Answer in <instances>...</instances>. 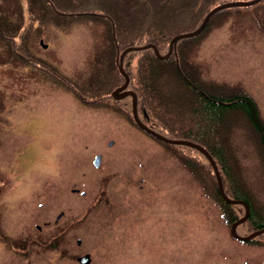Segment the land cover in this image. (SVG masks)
<instances>
[{"label":"rangeland","instance_id":"rangeland-1","mask_svg":"<svg viewBox=\"0 0 264 264\" xmlns=\"http://www.w3.org/2000/svg\"><path fill=\"white\" fill-rule=\"evenodd\" d=\"M0 9L20 25L17 35H0V173L7 178L0 185V264H264V232L248 242L233 238L221 204L186 166L183 158L202 161L196 172L217 184L197 152L142 131L132 107L125 115L84 102L20 57L47 60L71 79H84L107 36L101 21L42 23L32 18L29 0H0ZM167 15L187 16L175 9ZM220 18L197 37L190 58L205 79L251 95L264 120V0ZM137 55H128L132 72ZM233 135L241 182L264 209L259 148L243 127ZM102 150L111 156L98 169L92 159ZM45 220L51 223L39 230ZM248 226L238 232L250 233ZM84 255L89 262L78 258Z\"/></svg>","mask_w":264,"mask_h":264},{"label":"trees","instance_id":"trees-1","mask_svg":"<svg viewBox=\"0 0 264 264\" xmlns=\"http://www.w3.org/2000/svg\"><path fill=\"white\" fill-rule=\"evenodd\" d=\"M224 1L227 0H29L32 18L41 19L42 23L46 17L53 19L56 25L65 24L66 27L72 21L97 20L104 24L107 36L95 54L90 73L80 80L71 79L57 66L34 56L20 53V57L62 82L84 102L105 104L130 115L131 98L118 100L111 95L112 90L124 80L119 69L120 53L128 46L153 43L165 54L175 34L197 28L207 12ZM230 8L213 14L202 32L214 19L222 21L223 16L219 17ZM174 9L177 13L186 12L187 16H168L167 13ZM2 17L0 9L2 38L17 35L20 25L13 26V22ZM202 32L179 39L166 58H160L153 47L129 51L124 57V68L130 75V85L137 93L138 113L142 121L166 136L190 139L203 145L214 158L223 183L224 180L230 182L229 187L224 183L226 193L230 197L244 199L250 205L248 219L239 226L248 223V228L253 231L264 227V209L241 182L243 177L235 154L233 130L236 127L246 130L259 148L260 161L264 164V120L251 95L240 88L209 81L202 76L189 55ZM132 52L138 54L134 72L127 65L128 55ZM173 145L197 152L203 159V166L213 168L200 150L185 144ZM194 159L183 158L186 166L201 179L205 192L221 204L227 220L233 222L238 219L244 211L243 205L227 202L220 193L218 181L216 184L205 175L200 177L195 166L201 168L202 161ZM208 175L217 180L214 168ZM0 185H3L2 181Z\"/></svg>","mask_w":264,"mask_h":264},{"label":"water","instance_id":"water-1","mask_svg":"<svg viewBox=\"0 0 264 264\" xmlns=\"http://www.w3.org/2000/svg\"><path fill=\"white\" fill-rule=\"evenodd\" d=\"M261 0H227L224 1L222 3H219L217 5H215L214 7H212L207 14L204 16L202 22L200 23V25L193 29V30H189L186 32H181L178 34H175L169 43V50L167 53L162 54L160 52V50L156 47L155 44L153 43H148V44H144L141 46H128L126 47L119 56V69L121 71V73L125 76V81L118 87H116L113 91H112V96L116 99H121L124 98L127 95H132V110H133V117L135 119V121L137 122V124L142 127L143 129H145L147 132H149L150 134L154 135L155 137L168 142V143H174V144H185V145H189L192 147L197 148L198 150H200L201 152H203L207 158L211 161L213 168L215 170L216 176H217V180H218V186L220 189V192L223 196V198L229 202V203H242L245 206V212L244 214L239 217L237 220H235L232 224H231V233L234 237L239 238L241 240H249L251 238H254L255 236L261 234L264 232V227L259 228L257 230L252 231L251 233L247 234V235H240L237 231V227L240 223L246 221L249 217V212H250V205L248 204V202L244 199L241 198H232L230 196H228L224 190V185H223V181H222V177L221 174L219 172L218 166L214 160V158L212 157V155L208 152V150L201 145L198 142L192 141L190 139H185V138H170L168 136H165L163 134H161L160 132L148 127L145 123L142 122V120L140 119L139 115H138V110H137V105H138V99H137V94L135 93V91L131 90V89H127V86L130 82V76L127 73V71L124 68V57L125 55L132 50H138V49H143V48H147V47H153L155 49L156 54L160 57V58H166L168 57L174 49L175 44L177 43V41L181 38H185V37H191V36H195L198 35L199 33L202 32V30L207 26L210 18L212 17L213 14H215L217 11L224 9V8H228V7H234V6H249V5H253L256 4L258 2H260ZM43 43V42H42ZM45 45V44H44ZM96 165H98L100 163V156H97L96 160H95ZM79 259L82 262H89L90 258L88 255H84V256H80Z\"/></svg>","mask_w":264,"mask_h":264},{"label":"flooded vegetation","instance_id":"flooded-vegetation-1","mask_svg":"<svg viewBox=\"0 0 264 264\" xmlns=\"http://www.w3.org/2000/svg\"><path fill=\"white\" fill-rule=\"evenodd\" d=\"M29 57H31V56H29ZM35 57V56H34ZM41 60H44V59H41ZM44 61H46V62H48L47 60H44ZM49 63H51V64H53L52 62H49ZM45 74V73H44ZM46 76H47V74H45ZM49 77V76H48ZM51 79V78H50ZM53 79H51L50 81H52ZM124 80H125V78H124ZM123 80V81H124ZM122 81V82H123ZM130 81H131V78H130ZM121 84V83H120ZM119 84V85H120ZM119 85H117V86H119ZM116 86V87H117ZM127 89H131V90H133V91H135L134 89H133V87L130 85V82H129V84H128V86H127ZM114 90V89H113ZM112 90V91H113ZM71 94V93H70ZM111 95H112V92H111ZM129 98H131V101H132V95H127V96H125L124 98H121V99H118V100H122V99H129ZM112 109V108H111ZM119 114V113H118ZM120 115V114H119ZM137 127L138 128H140L142 131H144L145 133H147L148 135H150L151 137H153V138H155L154 136H152L150 133H148L146 130H144L143 128H141L140 126H138L137 125ZM156 139V138H155ZM110 147H112V146H115V143H114V140L110 143V145H109ZM97 156H100V163L98 164V165H96V163H95V160H96V158H97ZM109 156V151H104V150H102V151H98V152H96L95 153V156H94V158L92 159V162H93V164L95 165V167L96 168H102L103 167V165L106 163L107 164V162H108V160L110 159V156ZM32 161H34V160H31V161H29V162H26L25 163V166H28ZM103 163V164H102ZM102 164V165H101ZM102 166V167H101ZM106 166V165H105ZM105 166H104V168H103V171H101V175H104L105 176V174H106V170L107 169H105ZM11 168H13L14 169V159H13V164H11ZM30 168V167H29ZM82 175H86L87 176V180L90 178V175L87 173V172H82L81 173ZM98 175V173L96 172V175L95 176H92V179H94V180H96V176ZM72 177V176H71ZM70 177V178H71ZM83 180H86V179H84V178H82V181ZM6 182H7V178H6V174H4V177H3V180H2V183L5 185L6 184ZM81 182V181H80ZM139 187L141 188V189H143V187H144V185H143V182H144V178H139ZM74 193H76V194H78V193H80V194H85V190H81L80 191V188H78V187H72V189H71ZM220 190V189H219ZM221 193V192H220ZM222 195V194H221ZM223 197V196H222ZM243 205V204H242ZM244 206V205H243ZM61 214L60 215H57V217L55 218V220H54V222H52V225H54V227H57V223L59 222V220L62 218L61 216H63L62 214L64 213V212H60ZM48 223H51L50 222V220H45L44 221V223L43 224H37V228L39 229V230H43L44 229V226H46ZM232 223V222H231ZM51 225V224H50Z\"/></svg>","mask_w":264,"mask_h":264}]
</instances>
